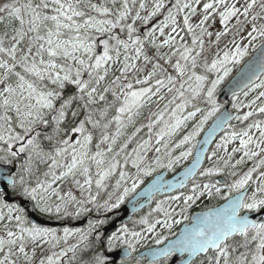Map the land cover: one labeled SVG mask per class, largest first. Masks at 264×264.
Here are the masks:
<instances>
[{
  "label": "snow or ice",
  "instance_id": "obj_1",
  "mask_svg": "<svg viewBox=\"0 0 264 264\" xmlns=\"http://www.w3.org/2000/svg\"><path fill=\"white\" fill-rule=\"evenodd\" d=\"M158 16L141 33L138 22ZM217 17L221 28L210 30ZM241 65L231 109L221 111L216 94ZM190 157L178 179L157 174L137 194L148 212L109 236L107 251L119 242L130 255L150 237L164 245L151 264H264V218H251L264 212V0L0 2V166L15 168L0 193V264H109L98 247L103 220L61 234L8 203L9 190L41 213L78 218L86 205L118 208L145 177ZM226 170L233 179L222 194L211 177ZM205 197L227 202L189 215Z\"/></svg>",
  "mask_w": 264,
  "mask_h": 264
},
{
  "label": "flooded vegetation",
  "instance_id": "obj_2",
  "mask_svg": "<svg viewBox=\"0 0 264 264\" xmlns=\"http://www.w3.org/2000/svg\"><path fill=\"white\" fill-rule=\"evenodd\" d=\"M121 206V205H120ZM118 208H115V209H112L111 211H109L106 215H105V218H104V224L101 225L98 229H97V232L100 234L101 236V239H102V243L98 245L102 247V249L104 250H101L107 257H108V251H106V244H107V239L109 236H111L113 233L117 232L118 229L121 228V226L123 225H127L130 229H132L134 227L133 225V221L135 220H138L141 216L140 213H135L133 214L130 219L126 222V223H122V224H118L117 227L108 232L109 230H106V229H103V227L105 225H108L110 223H112L113 221L117 220L119 215H118ZM85 218H88V217H85ZM80 222V221H79ZM88 222V219H85V222L84 223H80L79 225H73V223H71L70 220L68 221H65L63 223H60L59 225L55 226V227H50V228H55L58 230V232H60L62 234V229L64 227H69V228H73V229H76V228H79V229H86V223ZM48 227V226H46ZM139 228V225H136L135 226V230L139 231L140 229ZM181 229H173L174 232L176 233H179ZM158 232H162L163 235H167L168 236V239L169 240H172L174 239L175 237L170 235L166 230H162V229H157ZM107 234V235H106ZM90 240H95V233L93 234L92 237H90ZM70 242H75L74 240H71ZM168 241H165V243H167ZM163 245H156L154 243V241L149 237L148 239L146 240H142L139 244L136 245V251L134 252H131L130 255L126 258H120L117 260V262L115 264H137V261H139V264H151V258L150 257H145V256H140L142 254V252L146 249H150V248H159ZM122 248H126V246H123L121 245L119 242H116V244L114 245V249L113 251L115 250H118V249H122ZM129 251V250H128ZM71 254H69L70 256ZM85 259H87V257H85ZM109 259V264H113L112 263V258L108 257ZM172 264H175V260L172 261Z\"/></svg>",
  "mask_w": 264,
  "mask_h": 264
},
{
  "label": "water",
  "instance_id": "obj_3",
  "mask_svg": "<svg viewBox=\"0 0 264 264\" xmlns=\"http://www.w3.org/2000/svg\"><path fill=\"white\" fill-rule=\"evenodd\" d=\"M242 67V65H241ZM240 67V68H241ZM239 68V70H240ZM237 71L236 74L225 84V86L221 89V91L219 92V97H218V102L219 103H224L226 102L230 97H231V90H232V86H233V83L236 79L239 78V74H240V71ZM225 109H228V107H225ZM224 109V110H225ZM223 110V111H224ZM213 123V121H212ZM212 123L210 124V126L212 125ZM209 126V127H210ZM209 127L207 128V130L209 129ZM207 130L202 134L201 138L199 139V141L202 143L203 142V139H204V136L207 134ZM220 132L218 131L212 138V142L208 145V148L211 146V144L213 143V141L215 140L216 136L219 135ZM192 163V161L186 166H190ZM202 164H203V161H202ZM185 167V168H186ZM184 168V169H185ZM184 169H182L181 171H179L178 173H176L175 175H173L172 177H170L169 179H166V180H173V179H178L180 177V174L184 171ZM9 171L11 172H15V168L14 167H11V166H0V190H3L5 191L6 187H7V181L6 179H3L4 175L6 173H8ZM167 174V171H163L160 173V175H163L164 177L166 176ZM156 176V175H155ZM155 176L151 179V181L155 178ZM151 181L146 184L138 193L142 192L144 190V188H146L150 183ZM137 193V194H138ZM136 194V196L128 203L126 204L121 210H123V214L122 216L118 219V221H126L129 216L131 214H133L134 212H137L138 210L141 209L140 205L143 204L145 202V197H138V195ZM9 198V192H8V195L6 196V200H8ZM141 199L142 202L139 203L137 206H135V203L137 200ZM227 201H225L223 204L219 205L218 207H221L223 206ZM134 208L136 209L134 211ZM195 215V214H194ZM251 218H256V219H261V218H264V212L260 213L258 216L253 213ZM29 219L33 222V223H36L37 225L39 226H44V225H51V226H56L58 225V223H54V222H50V221H46L38 216H36L35 214H30L29 215ZM113 225H110L106 228V230H109L110 228H112ZM115 226V224H114ZM184 227V225L181 226L180 229H182ZM163 247V246H162ZM155 249H149V250H146L142 253V256L143 255H146L147 257H150L151 258V251H153ZM128 251L127 250H118L116 252H113L111 253L109 256L113 258V261L112 263H115L119 258H126L128 257L129 255H126L125 253H127Z\"/></svg>",
  "mask_w": 264,
  "mask_h": 264
},
{
  "label": "trees",
  "instance_id": "obj_4",
  "mask_svg": "<svg viewBox=\"0 0 264 264\" xmlns=\"http://www.w3.org/2000/svg\"><path fill=\"white\" fill-rule=\"evenodd\" d=\"M0 2H3V0H0ZM171 2H174V0H171ZM169 3V0H167L166 1V4H168ZM146 14V13H145ZM156 19L157 20H155V23L154 24H156V23H158L161 19H162V16H158V17H156ZM160 19V20H159ZM179 19H182V17L181 18H179ZM148 26H152V23H151V21L149 22V25ZM140 28V27H139ZM141 29V28H140ZM211 30V29H210ZM117 32H119V29H117L116 30ZM143 31H141V33H142ZM189 40H190V38H189ZM239 68V66H237V68L236 69H234L233 70V73H235V71H237V69ZM233 73L230 75V76H232L233 75ZM229 76V77H230ZM228 79V78H227ZM227 79L225 80V82L227 81ZM224 82V83H225ZM223 85V84H222ZM222 85L220 86V87H222ZM220 89V88H219ZM251 95H254V93L253 94H250V97H251ZM110 98V97H109ZM229 103L231 104V99H230V101H229ZM151 110L152 111H154L155 110V105H152L151 106ZM246 110V109H245ZM148 114H149V108H145L144 109V111H143V115L139 118V121H138V124H137V126H139V124L140 123H146L147 121H146V117L148 116ZM199 117H197V119H198ZM67 120L69 121V123H71L72 122V120H73V118L71 117V114L69 113V115H68V117H67ZM209 122L210 121H208L207 122V124L205 125V127L209 124ZM237 122H235L234 124H236ZM190 124H191V122H190ZM47 131H48V133H51V128H49V129H47ZM131 131V129H129V132ZM146 132H147V130L145 129L144 130V132L142 133V135H145V138H146ZM198 138H199V136L197 137V140H198ZM44 146H45V150H47V142H44ZM132 146H134V145H131L130 146V148L132 147ZM232 146H238V141H236V142H234L231 146H229V150H230V148L232 147ZM93 150H94V148H93ZM191 158V157H190ZM190 158L188 159V160H186V161H181L180 162V164H178L175 168H174V170H171V171H169L170 173H175L176 171H178L179 169H181L182 167H184L189 161H190ZM211 165V162H207L206 163V165L204 166V167H208V166H210ZM251 166V162H249L248 163V165L247 166H244V167H242L241 169H239V171H244V170H246V168L247 167H250ZM45 170V166L44 165H40V173H42L43 171ZM132 171H135L134 169H132ZM40 173H37L38 175L40 174ZM223 176H225L226 177V179H227V181H232V177H230V176H228L227 175V170L225 171V173L223 174ZM149 178L150 177H147L146 178V181L147 180H149ZM216 176H213V177H211V180L213 181V182H215L216 180ZM111 183H114V181H111ZM62 187V189H63V191H68V190H71L72 191V194L73 195H75V193H76V197H77V199H80L81 197H80V192H79V189H77V188H75L74 186L73 187H70V184L69 183H65L64 185H62L61 186ZM222 189V194H225L226 192H227V188H221ZM107 191H111V187H109L108 189H107ZM102 196H103V198H107L106 197V194H102ZM224 199H221L220 197H215V198H213V199H208L207 197H205V198H202L201 200H199V201H197L190 209H189V213H192V212H195L196 210H200V209H205V208H208V207H213V206H216V205H218V204H220L222 201H223ZM101 202H102V200H101ZM88 207H91V211H92V213H94V215L96 216V218H94V219H98L99 218V213H100V211L99 212H97V210L95 209V208H93L92 207V205H89ZM39 213H41L40 211H39ZM43 216H47L46 215V213H41ZM50 219H52V217H49ZM53 218H55V217H53ZM103 250L102 249V247L101 246H99V250Z\"/></svg>",
  "mask_w": 264,
  "mask_h": 264
},
{
  "label": "rangeland",
  "instance_id": "obj_5",
  "mask_svg": "<svg viewBox=\"0 0 264 264\" xmlns=\"http://www.w3.org/2000/svg\"><path fill=\"white\" fill-rule=\"evenodd\" d=\"M167 0H165V2H166ZM93 2H102V0H93ZM146 2L150 5L151 3H152V0H146ZM202 2H204V0H202ZM150 10V9H149ZM142 15H144L145 14V12H143L142 11V13H141ZM160 17V16H159ZM155 20H157L156 18H154L152 21H151V23H152V25L155 23ZM160 20V19H159ZM137 27H140L141 28V31H146L149 27H151V26H144L143 24H142V22H138V24H137ZM221 28V26L219 25V23H218V17L216 18V21L213 23V28L211 29V30H213V31H215V30H219ZM221 47H223V43H222V45H221ZM218 142H219V140H218ZM210 154V153H209ZM74 196H76V193H75V195ZM126 199H127V197H126ZM115 201V198H113V202ZM87 207V206H86ZM108 212V210H105V209H103V212ZM98 212V211H97ZM87 213H84V214H82V215H80L78 218H76V217H74V216H72V217H74V219L75 220H78V219H82V218H85V217H87V216H84V215H86ZM88 214H89V212H88ZM53 216H54V214H53ZM67 217H69V216H67ZM67 217H63V218H57L56 216H55V220L54 221H57V222H60V223H63V222H65V221H68V219H67ZM177 219H179V217H177ZM175 226H177V225H175ZM174 226V227H175ZM173 227V228H174ZM114 249V248H113ZM143 256H145V257H147L146 255H143ZM148 258V257H147Z\"/></svg>",
  "mask_w": 264,
  "mask_h": 264
}]
</instances>
